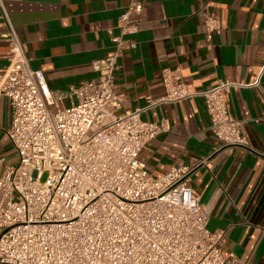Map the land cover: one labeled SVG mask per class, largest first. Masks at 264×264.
<instances>
[{
  "label": "built area",
  "instance_id": "2783aa9c",
  "mask_svg": "<svg viewBox=\"0 0 264 264\" xmlns=\"http://www.w3.org/2000/svg\"><path fill=\"white\" fill-rule=\"evenodd\" d=\"M144 5L130 0L119 33L109 31L114 53L92 62L97 77L72 89L77 101L62 106L64 94L50 91L44 73L31 66L0 0L10 51L0 94L12 107L8 135L19 155L13 165L0 157V264H237L223 250L224 232L209 229L190 184L210 157L154 176L140 153L170 130L167 121L144 120V108L118 112L125 95L116 91V72L124 52L138 48ZM205 28L212 40L220 18L205 13ZM161 79L165 95L148 97L149 106L201 96L219 149L249 147L228 94L251 84L220 79L197 91L170 67Z\"/></svg>",
  "mask_w": 264,
  "mask_h": 264
},
{
  "label": "crops",
  "instance_id": "0c3cea01",
  "mask_svg": "<svg viewBox=\"0 0 264 264\" xmlns=\"http://www.w3.org/2000/svg\"><path fill=\"white\" fill-rule=\"evenodd\" d=\"M31 66L47 87L62 92V106L77 101L72 89L94 79L92 62L110 56L119 17L130 0H4ZM138 48L126 50L116 72V91L125 95L119 113L144 108L146 121L166 120L170 130L150 140L140 159L154 176L178 163L210 157L192 176V188L209 215L211 231L224 232V252L237 264H264V0H142ZM222 29L206 35L205 13ZM7 27L0 10V75L9 63ZM180 69L197 91L220 79L251 84L232 90L228 106L243 121L249 147L219 149L201 96L149 106L165 95L162 71ZM12 107L0 94V157L18 163L8 129Z\"/></svg>",
  "mask_w": 264,
  "mask_h": 264
},
{
  "label": "rangeland",
  "instance_id": "374dc122",
  "mask_svg": "<svg viewBox=\"0 0 264 264\" xmlns=\"http://www.w3.org/2000/svg\"><path fill=\"white\" fill-rule=\"evenodd\" d=\"M69 106V105H68ZM45 178H46V175H45V177L43 178V180H45Z\"/></svg>",
  "mask_w": 264,
  "mask_h": 264
}]
</instances>
